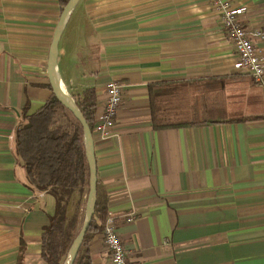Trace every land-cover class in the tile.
Returning <instances> with one entry per match:
<instances>
[{
	"label": "crops",
	"instance_id": "obj_1",
	"mask_svg": "<svg viewBox=\"0 0 264 264\" xmlns=\"http://www.w3.org/2000/svg\"><path fill=\"white\" fill-rule=\"evenodd\" d=\"M230 1L247 8L244 25H264V0ZM60 15L58 0H0V264H47L40 236L55 198L27 183L11 142L22 110L51 94ZM68 18L57 58L65 90L94 87L98 116L107 83L122 84L108 137L94 129L92 140L127 259L264 264V87L235 68L213 0H79ZM198 79L226 117L244 118L153 128L149 82ZM89 248L95 264H114L102 232Z\"/></svg>",
	"mask_w": 264,
	"mask_h": 264
},
{
	"label": "trees",
	"instance_id": "obj_2",
	"mask_svg": "<svg viewBox=\"0 0 264 264\" xmlns=\"http://www.w3.org/2000/svg\"><path fill=\"white\" fill-rule=\"evenodd\" d=\"M58 1L62 12L69 0ZM201 80L149 82L153 128L187 127L244 118L226 117L224 108L214 100V95L205 90L208 89L207 81ZM48 87L51 94L41 107L29 114L27 107L22 110L23 120L14 128L11 143L26 170L27 183L55 198V211L40 236L41 255L47 264H63L84 221V217L79 220L77 214L68 215L69 198L78 188H87L88 194L90 168L82 123L61 103L51 83H48ZM72 97L93 131L98 107L95 88L88 87L80 95ZM57 108L67 117V123L56 121ZM107 193L97 178L95 211L74 264H95L89 241L93 235L103 231L108 213ZM20 250V257L23 258L25 250Z\"/></svg>",
	"mask_w": 264,
	"mask_h": 264
},
{
	"label": "built area",
	"instance_id": "obj_3",
	"mask_svg": "<svg viewBox=\"0 0 264 264\" xmlns=\"http://www.w3.org/2000/svg\"><path fill=\"white\" fill-rule=\"evenodd\" d=\"M213 5L237 53L235 68L249 74L259 86L264 87V25H244L240 14L247 8L234 5L230 0H213ZM104 98L94 126L99 136L105 139L114 125L117 110L123 100L122 84L118 80H110L106 85ZM116 220V216L108 211L102 231L111 262L136 264L127 259Z\"/></svg>",
	"mask_w": 264,
	"mask_h": 264
},
{
	"label": "water",
	"instance_id": "obj_4",
	"mask_svg": "<svg viewBox=\"0 0 264 264\" xmlns=\"http://www.w3.org/2000/svg\"><path fill=\"white\" fill-rule=\"evenodd\" d=\"M78 1L79 0H69L61 12L59 21L55 29L54 37L52 39V43L50 45L51 47H50V55H49V69H48L49 79H50L53 92L59 98L61 103L65 105L68 109H70L75 116H77V118L80 120V122L83 125L84 135H85V147H86V153H87L89 168H90L89 191L87 195V206H86L84 221H82L83 225L70 249L69 264H74V260L78 254L79 248L90 226V221L95 211V208H94L96 205V194L95 193L97 191V167H95L96 160H95V154L93 153L94 143L92 140L93 139L92 131L83 113H81L82 111L77 106L74 98L65 90V87L63 86V83L60 79V75L58 72L57 58H58L59 41L63 33L62 31H64V28L69 20L68 17H70L72 10L74 9Z\"/></svg>",
	"mask_w": 264,
	"mask_h": 264
},
{
	"label": "rangeland",
	"instance_id": "obj_5",
	"mask_svg": "<svg viewBox=\"0 0 264 264\" xmlns=\"http://www.w3.org/2000/svg\"><path fill=\"white\" fill-rule=\"evenodd\" d=\"M79 2V1H78ZM56 114V121H58L59 123H67V117L64 115V113H62V110L60 108H57V112ZM87 188H85L84 190H80L79 188L76 189L72 195L69 198V202H68V209H69V213L70 211L73 212V214H77V217L79 220H81V218H83L85 216V211H86V206H87ZM72 214V215H73ZM78 220V221H79ZM79 224V222H78ZM70 262V254L68 256V258L65 260V263H69Z\"/></svg>",
	"mask_w": 264,
	"mask_h": 264
}]
</instances>
